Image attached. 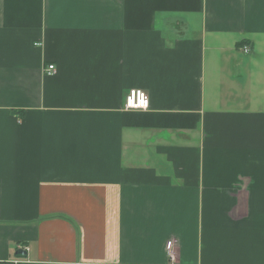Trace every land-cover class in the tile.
Returning <instances> with one entry per match:
<instances>
[{
  "label": "crops",
  "instance_id": "1",
  "mask_svg": "<svg viewBox=\"0 0 264 264\" xmlns=\"http://www.w3.org/2000/svg\"><path fill=\"white\" fill-rule=\"evenodd\" d=\"M0 264H264V0H0Z\"/></svg>",
  "mask_w": 264,
  "mask_h": 264
},
{
  "label": "built area",
  "instance_id": "2",
  "mask_svg": "<svg viewBox=\"0 0 264 264\" xmlns=\"http://www.w3.org/2000/svg\"><path fill=\"white\" fill-rule=\"evenodd\" d=\"M242 51L245 53L250 52V47L248 45L241 46ZM55 71V65H49L47 69V73L51 74ZM126 109H148L150 108V95L147 91L140 88H132L130 89L125 96V104ZM172 241L169 243V248H171Z\"/></svg>",
  "mask_w": 264,
  "mask_h": 264
},
{
  "label": "water",
  "instance_id": "3",
  "mask_svg": "<svg viewBox=\"0 0 264 264\" xmlns=\"http://www.w3.org/2000/svg\"><path fill=\"white\" fill-rule=\"evenodd\" d=\"M26 255H27L26 251L22 248L18 249L16 252L17 257H26Z\"/></svg>",
  "mask_w": 264,
  "mask_h": 264
}]
</instances>
